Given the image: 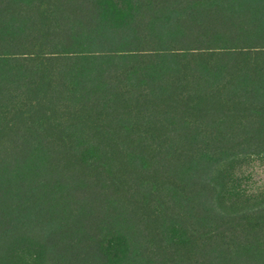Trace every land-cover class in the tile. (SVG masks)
Here are the masks:
<instances>
[{
  "label": "trees",
  "instance_id": "1",
  "mask_svg": "<svg viewBox=\"0 0 264 264\" xmlns=\"http://www.w3.org/2000/svg\"><path fill=\"white\" fill-rule=\"evenodd\" d=\"M264 0H0V264H264Z\"/></svg>",
  "mask_w": 264,
  "mask_h": 264
},
{
  "label": "rangeland",
  "instance_id": "2",
  "mask_svg": "<svg viewBox=\"0 0 264 264\" xmlns=\"http://www.w3.org/2000/svg\"><path fill=\"white\" fill-rule=\"evenodd\" d=\"M246 175V187L264 188V158L253 159Z\"/></svg>",
  "mask_w": 264,
  "mask_h": 264
}]
</instances>
